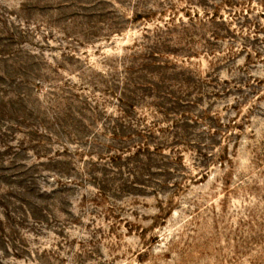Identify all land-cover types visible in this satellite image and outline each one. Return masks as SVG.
I'll use <instances>...</instances> for the list:
<instances>
[{"label": "rangeland", "instance_id": "1", "mask_svg": "<svg viewBox=\"0 0 264 264\" xmlns=\"http://www.w3.org/2000/svg\"><path fill=\"white\" fill-rule=\"evenodd\" d=\"M0 264H264V0H0Z\"/></svg>", "mask_w": 264, "mask_h": 264}]
</instances>
